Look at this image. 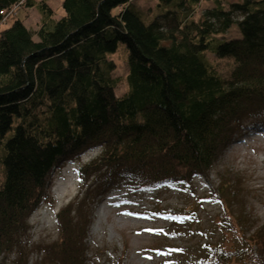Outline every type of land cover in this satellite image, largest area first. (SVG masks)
I'll use <instances>...</instances> for the list:
<instances>
[{"label":"trees","instance_id":"trees-1","mask_svg":"<svg viewBox=\"0 0 264 264\" xmlns=\"http://www.w3.org/2000/svg\"><path fill=\"white\" fill-rule=\"evenodd\" d=\"M151 1L142 12L133 0H62L54 20L46 3L26 0L42 15L33 32L7 15L21 0H0V264L9 255L27 264L28 219L62 162L99 148L78 168L83 190L56 214L59 239L35 264H88L90 210L108 190L207 178L247 125L264 127V0ZM118 43L127 64L120 95L110 58ZM220 177L210 191L226 214L219 192L229 180ZM224 214L219 241L191 264H260L264 222L246 231L244 217Z\"/></svg>","mask_w":264,"mask_h":264},{"label":"rangeland","instance_id":"rangeland-1","mask_svg":"<svg viewBox=\"0 0 264 264\" xmlns=\"http://www.w3.org/2000/svg\"><path fill=\"white\" fill-rule=\"evenodd\" d=\"M25 1L21 0L7 15L14 14L33 32L41 25L42 18L35 7L37 3H46L51 8V19L57 20L64 15L62 0H31L35 6H27ZM133 3L146 12L154 1L133 0ZM204 5V1L198 4L192 18L201 14ZM154 14L151 12L146 20ZM235 33L231 28L226 36L232 37ZM110 58L115 62L111 75L117 80L115 91L120 95L127 90L124 43H118ZM250 131L241 132L231 142L208 171L207 178L206 175L197 176L189 185L170 184L154 190L136 191L123 184H119L117 190H108L90 210V222L84 235L87 263L191 264L196 257L201 258L205 245L218 242L221 236L216 221L219 213L224 214V207L210 191L221 184V174L229 180L226 185L229 190L219 192L222 197L226 196V208L230 210L223 215L224 220L230 217L236 221L233 217H244L247 228L243 229L247 231L250 227L253 231L264 222V130ZM96 153L87 151L53 168L46 190L48 197L28 219L27 246L59 239L56 214L83 190L84 183L80 189L76 170L93 160ZM95 181L91 176L85 184L89 187ZM8 258L5 264H14L15 256ZM39 258V253H29L28 264H34ZM260 264H264V256Z\"/></svg>","mask_w":264,"mask_h":264},{"label":"bare ground","instance_id":"bare-ground-1","mask_svg":"<svg viewBox=\"0 0 264 264\" xmlns=\"http://www.w3.org/2000/svg\"><path fill=\"white\" fill-rule=\"evenodd\" d=\"M102 207H103V204L101 205ZM26 237H24V239H23V243H24V245L28 248V254L29 253H31V252H36V253H39V255H40V258H39V260L38 261H36L35 263H39L40 262V260H41V256L43 255V248H44V245L45 244H48V243H50V242H47V243H41V244H37V245H35V246H33V247H29V246H27L25 243H26ZM56 240V239H55ZM33 248V249H32ZM28 254H27V256H28ZM26 261H27V258H26ZM34 263V264H35ZM27 264H28V261H27Z\"/></svg>","mask_w":264,"mask_h":264}]
</instances>
